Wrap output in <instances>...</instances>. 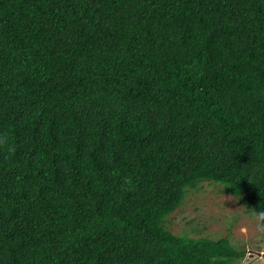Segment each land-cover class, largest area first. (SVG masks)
Masks as SVG:
<instances>
[{"label":"trees","instance_id":"1","mask_svg":"<svg viewBox=\"0 0 264 264\" xmlns=\"http://www.w3.org/2000/svg\"><path fill=\"white\" fill-rule=\"evenodd\" d=\"M0 136V264H239L173 223L264 212V0H0Z\"/></svg>","mask_w":264,"mask_h":264},{"label":"rangeland","instance_id":"2","mask_svg":"<svg viewBox=\"0 0 264 264\" xmlns=\"http://www.w3.org/2000/svg\"><path fill=\"white\" fill-rule=\"evenodd\" d=\"M183 205L174 220V230L185 226L188 232L195 235L189 227L192 224L189 220L192 219L204 234L210 231L209 236L213 238L226 236L235 248L245 249L246 255L247 251L251 253L247 255L248 259L251 256L250 260L257 259L259 264H264V230L251 207L218 193L215 186L203 187V190L189 194ZM205 227L207 230L204 231ZM242 263L243 259L239 261V264Z\"/></svg>","mask_w":264,"mask_h":264},{"label":"clouds","instance_id":"3","mask_svg":"<svg viewBox=\"0 0 264 264\" xmlns=\"http://www.w3.org/2000/svg\"><path fill=\"white\" fill-rule=\"evenodd\" d=\"M6 145H7V137L6 136H0V147H4ZM257 218H258L259 221H264V212L258 213L257 214ZM248 254H251V253L247 251V255ZM247 255L244 257L242 264H248V263H250V262L253 261V258L250 260L251 256L248 259L247 258L248 257ZM259 257H261V254L259 255ZM254 260H256L257 263L259 264V261L257 259H254Z\"/></svg>","mask_w":264,"mask_h":264},{"label":"water","instance_id":"4","mask_svg":"<svg viewBox=\"0 0 264 264\" xmlns=\"http://www.w3.org/2000/svg\"><path fill=\"white\" fill-rule=\"evenodd\" d=\"M248 264H258L256 260H253L252 262L248 263Z\"/></svg>","mask_w":264,"mask_h":264}]
</instances>
